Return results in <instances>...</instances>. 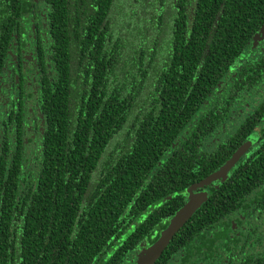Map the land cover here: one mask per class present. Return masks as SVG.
<instances>
[{
	"label": "trees",
	"instance_id": "trees-1",
	"mask_svg": "<svg viewBox=\"0 0 264 264\" xmlns=\"http://www.w3.org/2000/svg\"><path fill=\"white\" fill-rule=\"evenodd\" d=\"M47 3L50 67L44 58L42 69L51 75L36 153L23 148L22 95L0 123V264H135L183 206L185 190L251 135L258 143L219 190L211 185L154 264H216L219 239L228 264H263L254 245L249 255L235 252L246 242L229 235V218L260 233L246 213L263 204L264 99L244 100V69L228 76L264 24V0ZM23 12L24 0H0V75ZM133 16L142 18L137 42L130 29L121 36ZM239 102L247 113L234 133L202 150Z\"/></svg>",
	"mask_w": 264,
	"mask_h": 264
},
{
	"label": "flooded vegetation",
	"instance_id": "flooded-vegetation-1",
	"mask_svg": "<svg viewBox=\"0 0 264 264\" xmlns=\"http://www.w3.org/2000/svg\"><path fill=\"white\" fill-rule=\"evenodd\" d=\"M47 2L48 0H24L25 6H27V12L22 13L21 17L19 18L20 20L18 21V24L12 31L13 41L7 49L6 62L4 64L2 74L0 75V123L5 119V121H7L6 117H8V113L12 110L13 101L15 104H17L16 102H18L19 97L22 95L25 111L22 114V125L24 127L22 138L25 144L23 148L25 152L33 154L36 153L35 148L38 146L37 143L40 141L39 138L40 136H42L44 131L45 117L42 112L41 97L44 77L45 75H51L50 70L44 74V71L42 69L44 58L46 59L45 62L47 63V67H50L48 62V60L50 59L49 54H47L46 52L45 54H43V49H47L49 45L47 37L48 27L45 23L47 16L46 13L49 11V5ZM38 6H40V8ZM43 14L44 16L42 17ZM257 33H259V30L257 31ZM259 64L260 68L257 69L256 67ZM232 67L233 68H231V72H229L228 77H236L242 69L245 70L243 81L247 80L248 84L246 85V90L241 94H244L243 98L244 100L248 101L247 103L249 105L252 104L253 106H255V103H257L258 99H264V36H262L261 39L252 38L247 48L238 58V63L234 64ZM19 83L23 85L22 90H20ZM240 105H242L241 102L235 105L234 109L231 110V115L226 118L225 122L217 128L212 136L207 138H210L212 142L215 143L212 150L216 149L218 144L226 141L234 133L242 118L241 115L244 112L247 113L245 108H240ZM232 116H234V122L232 124L233 129L225 130L226 122ZM1 129H3V127H0V132ZM221 131L229 133L230 131L232 132L225 135L227 136V138L224 141L219 142V133ZM249 141L250 147L243 155H241V157H239L237 162L228 171L225 177H223L222 179H217L208 186L196 190L195 193L205 191L207 200L211 185L214 186L215 190H219L218 185H220L226 178H228L229 175H231L232 170L235 168V166L242 159H244L248 151L258 143L257 137L255 135H251L242 145L239 146V148L235 152H237L244 144L248 143ZM204 143L201 147L202 150L212 151L206 148L204 149ZM232 156L230 158H232ZM230 158H228L225 163ZM218 169H216L214 172H216ZM214 172H212L211 174H213ZM186 190L184 204L186 203L188 196ZM257 197L259 198V196ZM246 199L250 202H255L252 195H250L248 198L246 197ZM262 200L263 204H257L256 202L254 203L256 207L252 204V207L249 208V212L246 213L248 220L250 222H254L257 225V229L258 226L260 227V233L257 235L258 237L256 236L257 238L253 237L251 232L249 233V229L247 226H239L234 222V218H229V235L231 237L235 235L237 240L246 242L245 251H242V248H240V246L235 251L239 255H249V249L254 245L256 253H260L258 255L259 258H264V247H259L257 241L255 242V240L257 239H262L264 243V196H262ZM225 216L229 217L232 216V214L226 213ZM237 216L238 215L236 214V217ZM221 221L223 223L224 219L220 220L219 222ZM220 224L221 223L218 224L216 231H220V229H222L223 226H221ZM250 230L252 231L251 228ZM222 241L223 240L219 239L214 246L215 252L217 251L216 253H218L217 256L215 255L217 258L216 264H228L222 259V249L225 248L222 245L224 244Z\"/></svg>",
	"mask_w": 264,
	"mask_h": 264
},
{
	"label": "water",
	"instance_id": "water-1",
	"mask_svg": "<svg viewBox=\"0 0 264 264\" xmlns=\"http://www.w3.org/2000/svg\"><path fill=\"white\" fill-rule=\"evenodd\" d=\"M260 34L264 36V24L262 25L259 33L255 35V39H261ZM250 147V141L244 144L237 152H235L221 168H219L213 174L202 179L198 183L190 186L187 190V201L179 208L176 213L171 217L168 225L163 229L154 243L145 247L140 255L137 257L135 264H154L162 255L163 251L167 248L173 236L183 225L190 219L193 213L200 207V205L206 200V192L201 191L195 193L196 190L208 186L217 179H222L226 176L228 171L234 166L239 157L243 155Z\"/></svg>",
	"mask_w": 264,
	"mask_h": 264
},
{
	"label": "rangeland",
	"instance_id": "rangeland-1",
	"mask_svg": "<svg viewBox=\"0 0 264 264\" xmlns=\"http://www.w3.org/2000/svg\"><path fill=\"white\" fill-rule=\"evenodd\" d=\"M39 8H40V6H38ZM44 16V14L42 15V17ZM123 19V18H122ZM138 19H142V18H139L138 16H133V17H129V18H126L125 19V21L123 22V26H122V31H121V36L123 37V39L124 38H126L127 36H128V30L130 29V31L132 30V31H134L133 33L135 34L136 33V37H134V39L133 38H131V41L132 42H137V34H138V30H136V28L135 29H133L135 26H136V23H137V21H138ZM112 20V22H115L116 24H118V25H120L121 24V21H120V18H113V19H111ZM127 24H129V27H127ZM143 40V39H142ZM144 41V40H143ZM135 44V43H134ZM233 122H234V116H232L227 122H226V125H225V130H227V129H233ZM232 131H230V133H231ZM229 132H225V131H221L219 134H220V138H219V142L220 141H224L226 138H227V136H225V135H227ZM229 133V134H230ZM215 145V143H213L212 142V140L209 138V139H207L206 141H205V143H204V146H203V148L205 149H208V150H212L213 149V146ZM32 161V162H31ZM29 163H31L32 164V166H35L36 165V161L35 160H31ZM137 256V253L136 254H134V256ZM135 260V259H134ZM133 260V262H135Z\"/></svg>",
	"mask_w": 264,
	"mask_h": 264
}]
</instances>
